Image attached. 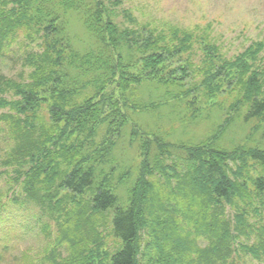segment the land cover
Segmentation results:
<instances>
[{"label":"trees","instance_id":"16d2710c","mask_svg":"<svg viewBox=\"0 0 264 264\" xmlns=\"http://www.w3.org/2000/svg\"><path fill=\"white\" fill-rule=\"evenodd\" d=\"M114 4L118 1L0 0V57L6 52L5 45L18 38L21 31L27 41L40 40L41 47L38 52L27 50L24 53L22 65L32 67L27 82H17L0 71V107H8L7 111L0 113V121L5 122L10 138L15 141L3 164L14 161L16 164H31L24 172L22 168L15 169L17 175L10 178L14 184L10 182L8 186L15 197L18 196L12 186H21L25 192L22 204L30 202L35 205V200L44 210L51 213L61 211L68 216L71 207L61 199L87 193L93 210H112V232L119 239L120 246L106 255L107 264H138L141 223L147 222L146 216L149 218L153 210L157 196L153 189L156 186L152 180L138 176L125 199L121 200L115 193L114 164L111 163L107 171L100 164L114 161L112 156H108L124 136L122 127L130 124L133 138L138 136L137 130L144 135L140 136L139 144L140 154L145 156L141 173L152 175L157 172L166 180L168 164L160 155L165 147L169 150L168 146L156 136L147 134L148 131H142L134 124L131 115L124 112V108L128 106L133 112L155 108L153 102H138L133 91L142 81L149 79L161 84L169 83V79L160 73L164 70L163 66L173 60L172 49L177 45L173 38L177 33L167 38L162 30L154 35L147 30V25L137 30L127 28L117 20L118 15L112 17L115 14L109 6ZM76 10L84 12V24L91 34L87 47L80 50L74 47L69 29V20ZM204 40L208 41L207 44L211 41L208 38ZM187 41L188 36H184L180 38L179 45L186 49ZM199 42L203 45V40ZM245 65L244 61L238 66ZM125 68L140 70L130 73ZM258 76L254 72L246 81L249 95L244 121L264 117V91L260 94L256 91L250 96L252 88L260 90ZM116 91L122 97L124 107L120 105V100L109 102ZM164 93L171 94V90L166 88ZM9 94L18 98L7 100L6 95ZM43 104H46L49 121L38 115ZM100 127L104 128L103 137L94 148V139ZM72 134L76 135L77 142L81 138L86 140L88 149L84 151L86 153L79 152L81 146L77 144L68 155L64 148H60L65 161L62 162L57 159V148L63 145L66 136ZM261 134L264 143V120ZM153 141L158 152L154 160L150 155ZM195 154L199 163L192 166L193 158H190L188 180L191 187L181 192L189 202V206L186 203V207H180L179 213L186 228L181 229L171 217V214L177 213L172 205H161L158 216L150 222L155 226L147 244L149 249L160 253L162 258L158 261L163 264H178L180 261L175 260L174 254L181 251L187 252L191 260H202L205 264H214L219 260L225 262L235 253L228 245V241L239 237L234 235L233 230L246 235L241 229L244 228L243 222H247V210L256 212L258 208H264V177L257 176L251 180L253 191H240L247 187L245 182L237 180L240 170L230 165H235L236 154L214 147L202 148ZM245 154L264 168V145L245 149ZM88 158L91 162L85 165ZM124 175L118 177V183L123 182ZM174 176L175 180H179L178 176ZM57 189H63L64 195L60 197V191H55ZM42 190L45 194L40 196ZM43 201L46 204H42ZM256 201L258 205H255ZM225 205L233 206V221H228L227 215H223ZM200 240L206 244L201 245ZM261 244L260 248L252 246L253 252L264 250V242ZM149 257L152 262L156 260L153 254ZM71 263L89 264V261L74 257Z\"/></svg>","mask_w":264,"mask_h":264},{"label":"rangeland","instance_id":"374dc122","mask_svg":"<svg viewBox=\"0 0 264 264\" xmlns=\"http://www.w3.org/2000/svg\"><path fill=\"white\" fill-rule=\"evenodd\" d=\"M111 1H118V4L109 6L115 14L112 17L118 15L117 20L127 28L137 30L147 25V30L154 35L162 30L167 38L177 33L173 38L177 43L172 49L173 60H169L160 73L169 79V83L161 84L157 80L149 79L142 81L133 91V96L139 99L138 102H153L155 108L135 112L127 108L128 106L124 108V112L128 116L131 115L134 124L142 131H148L147 134L156 136L157 140L168 146L169 150L165 147L160 155L168 164L166 180L157 172L152 175L141 173L145 156L140 154L139 144L143 132L137 130L139 134L133 138L130 135V124L122 127L125 130L124 136L108 156H112L114 161L100 164L104 171L109 169L111 163L114 164L115 193L121 200L125 199L138 176L153 181L156 186L153 191H156L157 196L149 218L146 216L147 222L141 223L137 261L138 264H163L158 261L162 258L160 253L149 249L147 244L155 226L150 222L154 216H158L161 205H172L177 209V213L171 214V217L175 218L181 229L186 228L179 213L180 207H186V203L189 206V202L181 192L184 188L191 187L188 180L190 158H193L192 166L199 163L195 153L201 152L202 148L214 147L228 151L229 154H236L235 165H230L240 170L237 180L245 182L247 187L240 191H253L251 180L257 176L264 177V168L245 154V149L261 148L264 145L261 136L264 117L259 116L249 121L243 119L249 95L246 81L254 72L260 75L257 83L260 90L252 88L250 96L256 94V91L258 94L264 91V78H261L264 75V0ZM83 15L82 10H76L69 20L72 43L78 50L86 48L90 42L91 34L84 24ZM184 36H188L186 49L179 45L180 38ZM204 38L211 39L209 44ZM202 40L203 45L199 44ZM39 42L38 39L27 41L22 31L19 32L18 38L5 45L6 52L0 57V71L17 82H27V75L32 67L22 65V58L27 50L40 51ZM244 61L246 65L239 67ZM124 70L138 73L140 68ZM166 88L171 90V94L164 93ZM6 97L7 100L18 98L10 94ZM118 100L123 106L122 97L116 91L109 102L116 103ZM45 107L46 104H43L38 115L49 121ZM7 110V106L0 107V113ZM103 130V127L99 128L94 139V148L103 137ZM14 143L5 122L1 120L0 264H73L71 261L74 257L83 258L84 261H89V264H107L106 255L120 246L119 239L112 232V210H93L87 193L61 199L71 207L68 216H64L61 211L51 213L44 210L35 200L37 207L30 202L20 203L25 197V192L20 185L12 186L18 196L15 197V194L8 190L10 178L17 175L15 169L22 168L24 172L31 164H16L15 161L3 164ZM77 144L81 146L79 152L86 153V140L81 138V141L77 142L75 134L66 136L63 145L57 148V159L65 162L61 157L60 148H64L69 155V150L73 151L72 147ZM150 148V155L154 160L158 154L154 141L151 142ZM167 153L169 155L165 157ZM81 157L83 160L84 157ZM89 162L90 158L86 160L85 165ZM123 175V182L118 183V177ZM174 175L178 176L179 180H175ZM55 191H60V197L64 195L63 189ZM44 194L43 190L39 193L40 196ZM234 200L236 203L237 198ZM41 203L46 204L44 201ZM255 205H258L257 201ZM224 208L223 215H227L228 221H233V206L225 205ZM246 216L247 222H243L244 228L241 229L246 235H240L239 230H233L234 235L239 237L228 241L229 248L235 253L225 262L219 260L214 261V264H264V250L253 252L252 247L260 248L264 242V208H258L256 212L248 209ZM55 218L58 221L62 219L57 224ZM180 234L184 235L182 232ZM199 243L206 244L204 240ZM150 254L155 255L154 262L149 257ZM174 258L180 261L178 264H205L202 260H191L190 255L183 251L174 254Z\"/></svg>","mask_w":264,"mask_h":264}]
</instances>
